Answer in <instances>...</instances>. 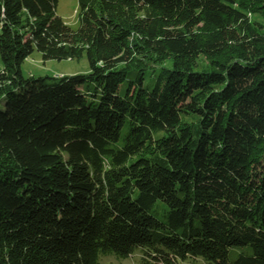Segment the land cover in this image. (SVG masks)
I'll list each match as a JSON object with an SVG mask.
<instances>
[{
  "label": "trees",
  "instance_id": "16d2710c",
  "mask_svg": "<svg viewBox=\"0 0 264 264\" xmlns=\"http://www.w3.org/2000/svg\"><path fill=\"white\" fill-rule=\"evenodd\" d=\"M58 5L0 0V264H264V0Z\"/></svg>",
  "mask_w": 264,
  "mask_h": 264
},
{
  "label": "rangeland",
  "instance_id": "374dc122",
  "mask_svg": "<svg viewBox=\"0 0 264 264\" xmlns=\"http://www.w3.org/2000/svg\"><path fill=\"white\" fill-rule=\"evenodd\" d=\"M78 0H59L58 13L63 19L73 28L79 26V14H78ZM201 63H207L206 60ZM0 65H2V58L0 55ZM90 70V63L86 55H83L79 59H48L44 60L42 53L36 49L22 64V72L25 76H60V75H74L77 73H86ZM161 204V203H160ZM160 216L163 215L164 210L159 207L158 210H154ZM248 246H237L231 250V258L235 259L242 250H246ZM143 252L136 250L126 258H119L115 255H102L100 257L101 264H143L141 262V256ZM179 264H208L205 260L199 257H191L185 260L179 261Z\"/></svg>",
  "mask_w": 264,
  "mask_h": 264
}]
</instances>
